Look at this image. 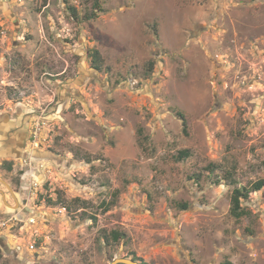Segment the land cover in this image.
Wrapping results in <instances>:
<instances>
[{
    "label": "rangeland",
    "instance_id": "374dc122",
    "mask_svg": "<svg viewBox=\"0 0 264 264\" xmlns=\"http://www.w3.org/2000/svg\"><path fill=\"white\" fill-rule=\"evenodd\" d=\"M93 3L0 0V104L33 125L0 264H264V191L230 212L264 179V0Z\"/></svg>",
    "mask_w": 264,
    "mask_h": 264
},
{
    "label": "trees",
    "instance_id": "16d2710c",
    "mask_svg": "<svg viewBox=\"0 0 264 264\" xmlns=\"http://www.w3.org/2000/svg\"><path fill=\"white\" fill-rule=\"evenodd\" d=\"M99 1L100 0H94L93 3V9L94 11L91 13L90 17L87 18V20H92L94 18H96V13L99 12ZM72 15L76 16V12L74 9H71ZM88 59L90 60L91 63V67L97 71H99L101 69V57L100 54L97 50H91L88 53ZM182 130L184 133H186V123L184 120H182ZM188 155V151L186 150H182L179 151L177 154V160L181 161L185 158H187ZM5 170L10 171L11 170V165H6ZM264 191V179L262 180H257L253 183H251L248 186H242V187H235L232 189L231 191V197H230V202H231V215L236 219L239 220L243 217H246L249 215L248 211H246L243 207H242V202H246L249 198V195L251 193H256V192H262ZM47 200V205L48 206H61L63 207L66 211H69L70 208L68 206L65 205V200H62V198L60 196H57L56 200H53L51 198L46 199ZM72 202H82L79 201L78 199L73 200ZM104 204V203H103ZM108 206L105 208L106 210H108ZM187 209V204H181L180 205V210H186ZM91 219L93 221H96L95 217H91ZM109 238L111 239V241L113 243H118L122 238H124V234L120 233L118 231H111L109 232ZM126 259H130L134 262H137L139 264H147L145 263L142 259L131 255L130 257H127Z\"/></svg>",
    "mask_w": 264,
    "mask_h": 264
},
{
    "label": "flooded vegetation",
    "instance_id": "af4514ba",
    "mask_svg": "<svg viewBox=\"0 0 264 264\" xmlns=\"http://www.w3.org/2000/svg\"><path fill=\"white\" fill-rule=\"evenodd\" d=\"M11 106H5V104H0V142L6 143L12 138L16 137V149L4 156L5 153L0 154V166L9 164L10 161L19 160L25 157L24 148L30 142L33 137V125L32 116L29 112L24 114V111L16 103L10 102ZM23 111V112H22ZM7 131L6 135L2 132ZM20 150V152L18 151Z\"/></svg>",
    "mask_w": 264,
    "mask_h": 264
},
{
    "label": "crops",
    "instance_id": "0c3cea01",
    "mask_svg": "<svg viewBox=\"0 0 264 264\" xmlns=\"http://www.w3.org/2000/svg\"><path fill=\"white\" fill-rule=\"evenodd\" d=\"M2 132L4 133V136L7 133V131H4L3 129ZM16 143H17L16 137L12 138L10 141L6 143L0 142V154L5 153L4 156H6L12 151V149L15 150L14 152H16L17 151ZM18 151L20 152L19 149ZM14 195L15 194L11 192V190H9V183L2 178V175L0 173V211H2L0 215H4L8 212H12L13 207L15 206L17 207L18 205L17 199L15 198ZM7 196H9L13 200L11 204H7Z\"/></svg>",
    "mask_w": 264,
    "mask_h": 264
},
{
    "label": "built area",
    "instance_id": "2783aa9c",
    "mask_svg": "<svg viewBox=\"0 0 264 264\" xmlns=\"http://www.w3.org/2000/svg\"><path fill=\"white\" fill-rule=\"evenodd\" d=\"M17 222H20V220H19L16 216H14V215H10V214L5 215L4 218H2V219L0 220V229H6V228L9 227V225H11V226H15V224H16ZM28 223H30V224L33 223V220H32V219H28ZM29 249H30V250H33L34 247L31 245V246L29 247Z\"/></svg>",
    "mask_w": 264,
    "mask_h": 264
},
{
    "label": "water",
    "instance_id": "95a60500",
    "mask_svg": "<svg viewBox=\"0 0 264 264\" xmlns=\"http://www.w3.org/2000/svg\"><path fill=\"white\" fill-rule=\"evenodd\" d=\"M111 264H139V263L134 262L130 259L120 258V259H115L114 261L111 262Z\"/></svg>",
    "mask_w": 264,
    "mask_h": 264
}]
</instances>
